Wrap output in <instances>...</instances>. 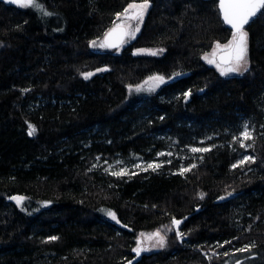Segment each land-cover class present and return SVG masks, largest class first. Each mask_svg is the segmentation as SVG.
<instances>
[{
  "label": "trees",
  "instance_id": "1",
  "mask_svg": "<svg viewBox=\"0 0 264 264\" xmlns=\"http://www.w3.org/2000/svg\"><path fill=\"white\" fill-rule=\"evenodd\" d=\"M144 1H0V264H264V9L232 77L202 59L232 35L215 0H147L128 45L90 49ZM152 76L158 89L129 92ZM243 121L255 160L232 169ZM119 160L126 175L104 172ZM154 230L163 247L130 262Z\"/></svg>",
  "mask_w": 264,
  "mask_h": 264
},
{
  "label": "snow or ice",
  "instance_id": "2",
  "mask_svg": "<svg viewBox=\"0 0 264 264\" xmlns=\"http://www.w3.org/2000/svg\"><path fill=\"white\" fill-rule=\"evenodd\" d=\"M9 3H13L18 5L19 7L26 8H34L43 13V15H50L47 11L43 9V6L38 2V0H8ZM148 3L145 0L142 4L131 3L124 10L123 13L119 14L117 19L120 16H124L126 20L138 19L140 21L143 20L144 11L147 9ZM219 7L223 16L224 23L230 25L232 28V39L225 45L221 46L220 44L216 45V49L221 53L219 56V62L216 59V52L212 53V58L205 57L209 64H215L216 68L220 72L222 76H226L229 73L237 72L243 67V69L247 70V54H248V33L244 30V26L249 23L251 17H254L257 12L264 9V0H219ZM131 10V11H130ZM130 25L126 24H117L114 29H112L109 33L106 34L105 43L101 44L100 47H118L120 43L123 42L125 36H130L132 39L135 38V32L139 31V26L137 25L135 31L130 32ZM115 36L116 40H111V38ZM95 43V42H93ZM155 55L156 53H150ZM93 73H86L85 79L92 76ZM153 81H157L159 83H163L162 77H152L150 78ZM147 83V81H146ZM158 86V85H154ZM136 91H140L139 88ZM245 128L247 126L245 125ZM29 135H32L35 131L31 125H29ZM250 133L245 130L243 133L244 139L250 138ZM241 147H244L241 144ZM193 152L199 151H208V149H192ZM251 159V158H248ZM243 163V161H241ZM151 167V165H150ZM115 175H124L125 172H117ZM17 204L22 203V197H14ZM108 216H110L113 220L116 219L114 213L108 212ZM119 223V221H117ZM174 223L178 226L180 221H174ZM155 236H159V233L154 234ZM147 239H153V236L147 237ZM159 243L163 245L164 240L163 237H160ZM140 248L135 249L137 254L140 252ZM246 249H241L240 251H245Z\"/></svg>",
  "mask_w": 264,
  "mask_h": 264
},
{
  "label": "rangeland",
  "instance_id": "3",
  "mask_svg": "<svg viewBox=\"0 0 264 264\" xmlns=\"http://www.w3.org/2000/svg\"><path fill=\"white\" fill-rule=\"evenodd\" d=\"M145 2V1H144ZM144 2H140V3H137V4H142V3H144ZM147 3H148V7H147V9L144 11V15H143V20L142 21H140V20H138V19H132V20H126L125 19V17L124 16H120V18L119 19H117V17L115 18V22H114V25L110 28V29H112V28H114V27H116V25L117 24H121V23H123V24H126V25H130V27H129V31L130 32H133V31H135V29H136V27H137V25L139 26V31H140V28H141V25H143V22H144V20H145V17H146V15H147V13H148V11H149V9H150V4H149V1H147ZM131 4V3H130ZM19 7V6H18ZM128 7V6H127ZM126 7V8H127ZM125 8V9H126ZM131 11V10H130ZM139 31L138 32H135V37L139 34ZM103 38V37H102ZM102 38L97 42V40H94V41H92V42H90L91 44H90V49H93V50H95V51H97V50H105V49H107V47H100V45L101 44H104L103 43V41H102ZM232 39V35H231V37H230V39L227 41V42H224V43H220V42H215L214 44H213V46H212V48L210 49V51H208L207 53H205L203 56H202V59H203V61L204 62H206V63H208L207 62V60L205 59V57H208V58H212V53L215 51L216 52V55H218L220 52L216 49V45L217 44H220L221 46H223V45H225V44H227L230 40ZM133 39L130 37V36H126L125 37V39H124V41L122 42V44L118 47V48H116V49H118V51L119 50H121L123 47H125L126 45H128L131 41H132ZM93 42H95V43H93ZM145 51V50H144ZM158 50H151V51H145V53H149L148 55H152V54H150V53H156L155 55H152V56H157L158 55ZM209 64V63H208ZM210 65H212V67L214 68V69H216V71H218V69L216 68V66H215V64H210ZM247 67H249V63H248V60H247ZM100 70H95V71H91V72H87V73H93V74H96V73H98ZM245 70L243 69V67H241V69L239 70V71H237V72H233V73H229L228 75H226L225 77H232V76H235V75H240V74H242L243 72H244ZM219 72V71H218ZM84 77H85V74H84ZM152 77H159V76H152ZM152 77H149V78H147V80H145L141 85H138V86H135V87H133V88H131L130 90H129V92H132V91H136V89L137 88H139V89H141V90H156V89H158L159 87H160V85L162 84V83H159V82H157V81H153V80H151L150 78H152ZM146 81H147V83H146ZM154 85H158V86H155L154 87ZM245 125L247 126V128H245ZM245 130H247L250 134H251V132H253L252 131V129H251V127L247 124V122H242L241 123V128H240V131L239 132H241L242 131V135L241 134H239L237 137H236V139L237 140H239V138H240V135H241V138L240 139H242L243 141H241V144H243L244 145V147L246 148H248V152H249V148L251 149V141H252V136L250 135V138L249 139H244L243 138V133L245 132ZM194 148H197V147H194ZM194 148H190L189 149V151L191 152V153H195V152H193L192 151V149H194ZM197 149H203V148H197ZM252 151V150H251ZM200 152V151H199ZM162 155H167V156H169L170 155V153H168V152H159L158 153V156H162ZM184 155V154H183ZM183 157H185L184 159H186L187 158V156L186 155H184ZM182 157V158H183ZM248 158V155H246L245 156V158L243 159V160H246ZM249 158H251V159H247V164H249V163H251V162H253L254 160H255V157L253 156V153L251 154V152H249ZM150 165H151V167H150ZM160 165V162L158 161V160H155V161H150V162H138V163H136L135 165H134V168L135 169H137L138 171H144V170H148V169H153V168H155V167H157V166H159ZM127 169L128 170H130V169H132V167H130L129 165H127L125 162H123L122 160H119V161H117L115 164H113V163H106V166H105V168H104V172L105 173H107V174H109V175H114V176H118V175H115L114 173H117V172H125L126 174H127ZM126 174H124V175H126ZM222 192H226L225 190H223ZM225 196H227V195H224L223 197H225ZM108 212H112V211H104V215H106V217L110 220V221H112V222H114V223H117V218L115 219V220H113L110 216H108L107 215V213ZM182 220H180V223H179V225L177 226L178 228H175V223L173 224V228H174V231L177 233V231L179 230V228H180V226H181V224H182ZM172 223H173V221H172ZM156 233H159V236H155L154 234H156ZM149 236H153V239H151V240H149V239H147V237H149ZM160 237H163V240H164V243H163V245L165 244V234H164V232L163 231H161V230H154V231H149V232H142V233H140L139 235H138V237H137V240H136V245H135V247H133V253H134V257L136 256V255H138V256H141V255H143V254H149V253H152V252H155V251H158L159 249H161L162 247H163V245H161L160 243H159V239H160ZM183 238H181V239H179L178 241H179V243H181L183 240H182ZM137 248H140L141 250H140V252H139V254H137V252L135 251V249H137ZM136 252V253H135ZM133 257V258H134ZM132 260V259H131ZM130 260V261H131Z\"/></svg>",
  "mask_w": 264,
  "mask_h": 264
},
{
  "label": "water",
  "instance_id": "4",
  "mask_svg": "<svg viewBox=\"0 0 264 264\" xmlns=\"http://www.w3.org/2000/svg\"><path fill=\"white\" fill-rule=\"evenodd\" d=\"M1 2H8V0H0ZM215 1H217V3H218V10H219V13H220V17H221V20H222V22H223V24L225 25V27L226 28H228L229 30H231V32L233 31L232 30V28H231V26L230 25H227V24H225L224 23V20H223V16H222V13H221V10H220V7H219V0H215ZM261 11V10H260ZM259 11V12H260ZM259 12H257V14L254 16V17H251L250 18V20H249V23L250 22H252L254 19H255V17L259 14ZM248 23V24H249ZM248 24H246V25H248ZM245 25V26H246ZM244 26V27H245ZM115 28V27H114ZM114 28H112V29H114ZM112 29H110L107 33H109ZM106 33V34H107ZM106 34L104 35V37H103V42L105 43V39H106ZM126 37V36H125ZM125 37H124V39H125ZM111 40H116V37L115 36H113L112 38H111ZM124 41V40H123ZM122 43H120L119 44V46L121 45ZM118 46V47H119ZM118 47H108V48H110V49H116V48H118ZM134 54H137V55H141V54H144L145 53V51L144 50H135L134 52H133ZM221 55V53H219L218 55H216V59H217V62H219V56ZM189 73H180V74H177V75H174V76H172L173 78H174V80H177V79H180V78H182V77H185V76H187ZM174 221H179V220H173V224H174ZM178 228V227H177Z\"/></svg>",
  "mask_w": 264,
  "mask_h": 264
},
{
  "label": "flooded vegetation",
  "instance_id": "5",
  "mask_svg": "<svg viewBox=\"0 0 264 264\" xmlns=\"http://www.w3.org/2000/svg\"><path fill=\"white\" fill-rule=\"evenodd\" d=\"M239 134L242 135V131L239 132V133L237 134V136H238ZM241 135H240V138H241ZM237 136H232L231 139H233V140H237V139H236ZM240 138H239V140H237V142H238V144L241 146V141H243V140L240 139ZM242 148H243V147H242ZM245 149L248 150L247 147H246ZM239 153H240V152H239ZM246 155H248V158H249V152H248V151L245 152V151L243 150L242 153H240L239 158H238L237 160L234 161V164L231 166V168H232V169H233V168H240V167L246 165V164H247V159H248V158H247L246 160H243V159L245 158ZM241 161H243V163H241Z\"/></svg>",
  "mask_w": 264,
  "mask_h": 264
},
{
  "label": "bare ground",
  "instance_id": "6",
  "mask_svg": "<svg viewBox=\"0 0 264 264\" xmlns=\"http://www.w3.org/2000/svg\"><path fill=\"white\" fill-rule=\"evenodd\" d=\"M4 3H7V4H12L13 5V3H9V2H4ZM245 28V27H244ZM102 41H103V39H102ZM104 43V42H103ZM177 74H180V73H177ZM177 74H174V75H177ZM174 75H172V76H174ZM170 77L171 79H174L173 77ZM175 228H177V225L175 224ZM136 253V252H135ZM140 258V256H138V255H136L130 262H133V261H135L136 259L138 260Z\"/></svg>",
  "mask_w": 264,
  "mask_h": 264
}]
</instances>
